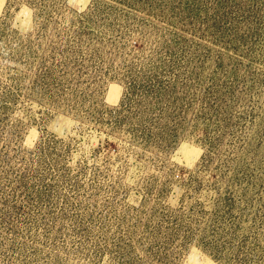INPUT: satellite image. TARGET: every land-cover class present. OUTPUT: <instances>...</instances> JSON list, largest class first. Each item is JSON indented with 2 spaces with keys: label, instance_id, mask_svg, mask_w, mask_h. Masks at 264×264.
<instances>
[{
  "label": "rangeland",
  "instance_id": "obj_1",
  "mask_svg": "<svg viewBox=\"0 0 264 264\" xmlns=\"http://www.w3.org/2000/svg\"><path fill=\"white\" fill-rule=\"evenodd\" d=\"M0 264H264V0H0Z\"/></svg>",
  "mask_w": 264,
  "mask_h": 264
}]
</instances>
